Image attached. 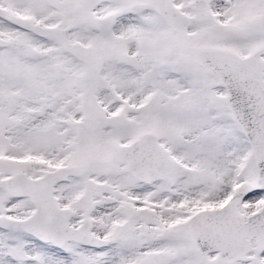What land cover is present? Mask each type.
<instances>
[{
    "label": "snow or ice",
    "instance_id": "snow-or-ice-1",
    "mask_svg": "<svg viewBox=\"0 0 264 264\" xmlns=\"http://www.w3.org/2000/svg\"><path fill=\"white\" fill-rule=\"evenodd\" d=\"M0 264H264V0H0Z\"/></svg>",
    "mask_w": 264,
    "mask_h": 264
}]
</instances>
